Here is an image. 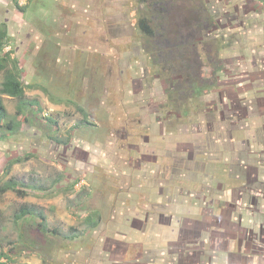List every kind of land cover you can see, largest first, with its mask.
Segmentation results:
<instances>
[{
  "label": "rangeland",
  "instance_id": "obj_1",
  "mask_svg": "<svg viewBox=\"0 0 264 264\" xmlns=\"http://www.w3.org/2000/svg\"><path fill=\"white\" fill-rule=\"evenodd\" d=\"M0 23L24 84L0 185L26 191L0 194V264H264V0H0Z\"/></svg>",
  "mask_w": 264,
  "mask_h": 264
},
{
  "label": "trees",
  "instance_id": "obj_2",
  "mask_svg": "<svg viewBox=\"0 0 264 264\" xmlns=\"http://www.w3.org/2000/svg\"><path fill=\"white\" fill-rule=\"evenodd\" d=\"M149 20L150 19H148L145 16L139 17L137 20V25H138V28L140 29V31L142 33L147 35V37L151 38L153 36L154 32H153V27L150 24ZM8 37H9V34H8L6 24L0 23V72L3 69L7 68L6 66L9 63V61H14L13 64L17 68V69L15 68L16 69L15 71H13V70L9 71L10 69L7 68L5 78L1 83L0 93L7 94L10 96H14V97H19V98L22 97L23 98L24 97V84L22 83V80L19 77L20 75H19L17 63L15 62L16 60H15V58L10 57L12 51H9V50L7 52L4 51ZM27 102H29V101H27ZM22 104H24V103H22ZM6 117H7V112H6L5 104L3 103V99L0 95V127L4 128L5 130L10 129L12 127V125H10L9 122L5 121ZM84 122H85V120H84ZM18 161H20V159H18V158L9 160L10 163H14V162H18ZM5 170H7V169H5ZM8 190L19 192L22 195L26 194V191L24 189H22L20 187V184H18V182L14 179H10V180L6 181L4 184L0 185V194H3L4 192H6ZM34 210L35 209H34V207H32V205H28V204L24 203L21 206H19V208L17 209V212L14 213L13 219L15 222L23 221L27 218L28 214L31 215L32 213H35ZM36 212L38 213V216L41 219L39 224L41 225L42 231H44L45 216L43 213H40L39 211H36ZM89 218H86V220L88 222L91 221ZM92 224H93V222H92ZM22 235H24V233H22ZM2 254L7 256L6 255L7 253L5 251L2 252Z\"/></svg>",
  "mask_w": 264,
  "mask_h": 264
},
{
  "label": "crops",
  "instance_id": "obj_3",
  "mask_svg": "<svg viewBox=\"0 0 264 264\" xmlns=\"http://www.w3.org/2000/svg\"><path fill=\"white\" fill-rule=\"evenodd\" d=\"M52 18H58L57 20H61L62 21V19H61V16H59L58 15V17H57V15H52V14H50L49 15V17H48V19H47V21L46 22H48V21H51V25L53 26V19ZM38 19V18H37ZM100 29H103V27L102 28H100ZM202 221V220H201ZM202 224H205L206 226H205V228H204V230H207V229H209V228H211L210 226H208L204 221L202 222ZM226 232V234H222L221 236H220V238H221V246L222 247H226V246H228V245H232L233 247H234V240L236 239V235L234 234V233H228L227 234V231H225ZM219 233H221V230H219ZM154 244H152V245H150V246H153ZM235 245L237 246L238 245V243L237 242H235ZM214 254V257L215 258H212L211 259V261H210V264H217L216 262H219L218 261V259H221V262L224 260V259H226V257H229V255L228 254H226V255H224V258L222 259V256H220V255H218V254H216V253H213ZM248 257V256H247ZM252 257V256H251ZM133 258H135V259H137L138 257H133ZM173 260H171L170 259V261H168V262H172ZM144 263L145 264H168L167 262H164L163 261V256H161V257H156V259H149L148 258V256L145 258V261H144Z\"/></svg>",
  "mask_w": 264,
  "mask_h": 264
}]
</instances>
